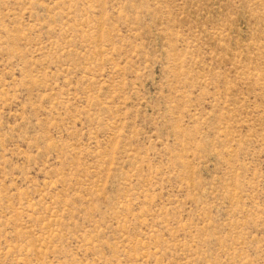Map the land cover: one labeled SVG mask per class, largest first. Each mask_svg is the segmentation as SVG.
<instances>
[{
    "label": "rangeland",
    "instance_id": "rangeland-1",
    "mask_svg": "<svg viewBox=\"0 0 264 264\" xmlns=\"http://www.w3.org/2000/svg\"><path fill=\"white\" fill-rule=\"evenodd\" d=\"M0 264H264V0H0Z\"/></svg>",
    "mask_w": 264,
    "mask_h": 264
}]
</instances>
